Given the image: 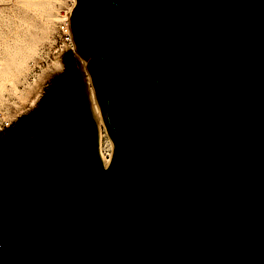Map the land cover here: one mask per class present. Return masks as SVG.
Returning <instances> with one entry per match:
<instances>
[{
	"label": "water",
	"instance_id": "95a60500",
	"mask_svg": "<svg viewBox=\"0 0 264 264\" xmlns=\"http://www.w3.org/2000/svg\"><path fill=\"white\" fill-rule=\"evenodd\" d=\"M76 82L0 145V264H264V0H73Z\"/></svg>",
	"mask_w": 264,
	"mask_h": 264
},
{
	"label": "rangeland",
	"instance_id": "374dc122",
	"mask_svg": "<svg viewBox=\"0 0 264 264\" xmlns=\"http://www.w3.org/2000/svg\"><path fill=\"white\" fill-rule=\"evenodd\" d=\"M9 1L12 2L10 14L9 11L5 9L4 0H0V46L2 47V50L0 49V53H4L5 55H3L5 57H8L9 68L13 69V71L11 70V73L13 75H10V73V78L8 77V79L4 82L5 85L3 84L2 89L0 90V98H5L6 102H8L7 108L9 110H14L12 99L14 98V101L16 102L21 100V94L18 92V85L21 79L25 77L30 71H32V68L35 69L37 66H39L40 68H44V70L41 72V76L43 81L45 82L44 92L42 96L38 99L34 107L22 110V112L16 117V123L14 124V126H16L22 119L27 117L32 111H34L41 105L45 95V91L49 89L51 83L57 78V76H59V74L63 70L64 64L70 63L74 66L77 64V62L74 59L72 53L65 52L60 57V66H53L56 63L57 58L55 57L54 52L55 36L53 32V27L50 24L48 17V10H50L49 0H32V4L30 5L31 8L27 7L29 6L27 5L29 2L27 0ZM45 22L48 24H46ZM13 34H15V36ZM31 37L32 39H30ZM7 47L9 48V50L10 48L12 51L14 50V52H16L15 55H13V52L11 54ZM26 47H28L27 50H25ZM16 49H18L19 51ZM27 51L29 54L27 53ZM23 52L26 53L24 54ZM1 54L0 56H2ZM11 56L12 60L10 61ZM13 60L15 61L13 62ZM23 60L25 61V63ZM14 126L12 127V129L14 128ZM20 133V130L13 132L10 129L0 138V145H2L6 141H9L10 139H13Z\"/></svg>",
	"mask_w": 264,
	"mask_h": 264
},
{
	"label": "built area",
	"instance_id": "2783aa9c",
	"mask_svg": "<svg viewBox=\"0 0 264 264\" xmlns=\"http://www.w3.org/2000/svg\"><path fill=\"white\" fill-rule=\"evenodd\" d=\"M50 6L48 17L53 27L55 36L54 52L57 58L53 66H60V57L63 53H72L74 49L73 42L68 29V16L73 0H49ZM11 1L4 0L5 9L11 13ZM48 69V68H47ZM44 68L37 66L32 68L25 77H23L18 85V92L21 94V100L16 102L12 99L14 110L8 109L5 98H0V138L16 123V117L22 110L35 106L38 99L44 92L45 82L42 79L41 72Z\"/></svg>",
	"mask_w": 264,
	"mask_h": 264
},
{
	"label": "bare ground",
	"instance_id": "6f19581e",
	"mask_svg": "<svg viewBox=\"0 0 264 264\" xmlns=\"http://www.w3.org/2000/svg\"><path fill=\"white\" fill-rule=\"evenodd\" d=\"M27 1H29L28 2V4L27 5H29V6H27V7H29V8H31L30 7V5L32 4V0H27ZM38 2V1H37ZM22 3H24V2H22ZM47 3H48V1H47ZM42 10V9H41ZM43 19H44V17H43ZM50 21V20H49ZM46 23V22H45ZM44 24V23H43ZM46 24H48V23H46ZM28 27V26H27ZM14 36H15V34H13ZM19 36V35H18ZM17 36V37H18ZM16 38V37H15ZM18 39V38H17ZM16 39V40H17ZM24 39V38H23ZM30 39H32V37L30 38ZM14 40V39H13ZM21 40H22V37H21ZM14 42V41H13ZM31 42V41H30ZM3 43V42H2ZM8 43H10V42H8ZM19 43V42H18ZM27 43H28V41H27ZM1 44V43H0ZM30 45H32V44H30ZM12 46H13V44H12ZM19 46V45H18ZM18 46H17V48H18ZM22 46V45H21ZM29 46V45H28ZM5 47V46H4ZM2 47L0 46V49H1ZM6 48V47H5ZM8 48V47H7ZM23 48V47H22ZM22 48H21V50H22ZM27 48L28 47H26V49L25 50H27ZM33 48V47H32ZM2 50V49H1ZM8 50H9V48H8ZM16 50H18V49H16ZM7 51V50H6ZM19 51V50H18ZM24 51V50H23ZM33 51V50H32ZM2 52V51H1ZM5 52V51H4ZM8 52V51H7ZM9 52L12 54V52L14 53L13 55H15V53L16 52H14V50L12 51L11 50V48H10V50H9ZM30 52V51H29ZM24 53V52H23ZM26 53V52H25ZM24 53V54H25ZM27 53H28V51H27ZM31 53V52H30ZM1 54V53H0ZM4 54V53H3ZM3 54H1L2 56H0V90L2 89V86H3V84H4V82L8 79V77L10 76V75H13L11 72L13 71V69H10L9 68V59H8V57H5ZM20 54V53H19ZM29 54V53H28ZM72 54H73V56H74V59L76 60V62H77V64H78V67H79V69H77L78 67H76V65H75V67H76V69H77V71L79 72V75H80V77H81V80H82V82H83V85H84V88H85V94H86V98H87V100H88V103H89V106H90V110H91V112H92V115H93V117H94V119H95V122H96V124H97V128H98V138H99V152H100V156H101V160H102V162H103V164L105 165L106 163H107V161H108V158H109V156H110V150H111V146H110V142H109V140H108V138H107V136H106V133H105V129H104V126H103V124H102V122H101V119H100V115H99V113H98V110H97V108H96V106H95V103H94V101H93V97H92V91H91V88H90V85H89V81H88V77H87V74H86V72H85V69H84V65H83V62L81 61V59L78 57V55L76 54V52H75V49H73L72 50ZM20 56V55H19ZM16 57V56H15ZM12 58V56L10 57V61L12 60L11 59ZM20 59V58H19ZM18 60V59H17ZM15 60H13V62H14ZM24 61V60H23ZM17 63V62H16ZM23 63V62H22ZM24 63H25V61H24ZM23 63V64H24ZM19 64H20V62H19ZM53 64V63H52ZM14 65V64H13ZM18 65V64H17ZM11 66V65H10ZM16 66V65H15ZM15 68V67H14ZM17 68V67H16ZM19 68H21V67H19ZM12 70V71H11ZM24 71V70H23ZM16 72V71H15ZM11 73V74H10ZM22 73V72H21ZM10 74V75H9ZM18 74V73H17ZM17 77H19V76H17ZM10 78V77H9ZM15 78V77H14ZM10 80V79H9ZM14 80V79H13ZM16 81V80H15ZM85 81V82H84ZM17 82V81H16ZM7 83V82H6ZM13 84V83H12ZM5 85V84H4ZM7 85V84H6ZM13 86V85H12ZM4 88V87H3ZM22 128L20 129V131L22 132ZM104 143V144H103Z\"/></svg>",
	"mask_w": 264,
	"mask_h": 264
},
{
	"label": "flooded vegetation",
	"instance_id": "af4514ba",
	"mask_svg": "<svg viewBox=\"0 0 264 264\" xmlns=\"http://www.w3.org/2000/svg\"><path fill=\"white\" fill-rule=\"evenodd\" d=\"M76 67L78 66L76 65ZM76 76L74 66L70 63H65L59 76L51 83L49 89L45 91L41 105L49 103L52 98L59 96L67 88L73 86L76 82Z\"/></svg>",
	"mask_w": 264,
	"mask_h": 264
}]
</instances>
